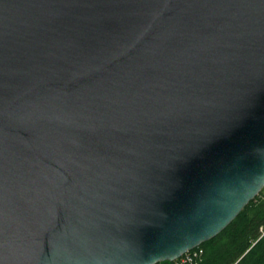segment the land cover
Segmentation results:
<instances>
[{
  "label": "water",
  "instance_id": "1",
  "mask_svg": "<svg viewBox=\"0 0 264 264\" xmlns=\"http://www.w3.org/2000/svg\"><path fill=\"white\" fill-rule=\"evenodd\" d=\"M264 189V0H0V264L175 262Z\"/></svg>",
  "mask_w": 264,
  "mask_h": 264
},
{
  "label": "trees",
  "instance_id": "2",
  "mask_svg": "<svg viewBox=\"0 0 264 264\" xmlns=\"http://www.w3.org/2000/svg\"><path fill=\"white\" fill-rule=\"evenodd\" d=\"M200 248L203 253L194 264H264V189L223 232Z\"/></svg>",
  "mask_w": 264,
  "mask_h": 264
},
{
  "label": "built area",
  "instance_id": "3",
  "mask_svg": "<svg viewBox=\"0 0 264 264\" xmlns=\"http://www.w3.org/2000/svg\"><path fill=\"white\" fill-rule=\"evenodd\" d=\"M203 250L198 247L185 255H183L180 259H178L176 262L177 264H194L197 260L200 259V256L202 255Z\"/></svg>",
  "mask_w": 264,
  "mask_h": 264
}]
</instances>
